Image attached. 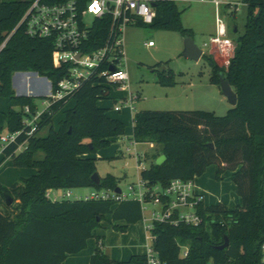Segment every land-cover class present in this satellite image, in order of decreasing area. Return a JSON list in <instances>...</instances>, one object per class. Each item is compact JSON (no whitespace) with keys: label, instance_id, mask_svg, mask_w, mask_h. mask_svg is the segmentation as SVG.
<instances>
[{"label":"trees","instance_id":"obj_1","mask_svg":"<svg viewBox=\"0 0 264 264\" xmlns=\"http://www.w3.org/2000/svg\"><path fill=\"white\" fill-rule=\"evenodd\" d=\"M33 1L0 0V47ZM75 1L84 6L90 0ZM242 1L249 6L246 30L229 65L223 67L213 57L204 56L212 70L210 83L220 89L223 73L238 96L237 106L224 117L203 110H145L134 115L133 140L155 143L159 147L156 158H167L162 166L154 163L141 171L146 187L167 188L174 180H195L217 165L216 179L231 172L242 199L233 210L223 204L201 203L198 213L203 223L197 227L155 223L151 248L160 264H264V0ZM155 10L151 26L192 37L191 30L182 25L176 3L159 0ZM111 26L110 16L96 19L84 50L104 46ZM16 72H35L49 79L55 90L68 69L57 65L51 40L34 39L23 27L17 29L0 52V135L25 129V107L33 114L38 110L33 97L15 93L12 76ZM159 73L160 85L176 84L174 72ZM110 87L104 77L93 76L72 96L51 103L33 136L23 133L5 150L1 162L10 159L15 167L36 173L10 187L0 186V264H62L68 255L87 249L93 238L97 245L90 264H147V255H135L126 262L112 260L104 251L103 237L93 234L108 216L114 230L122 233L141 222L144 215L139 201L53 202L47 197L50 191L116 190L120 186V179L113 175L95 185L97 159L86 157L109 148L114 138L126 134L125 124L98 106L99 101L110 99ZM24 143L26 149L20 152ZM7 196L12 205L7 204ZM120 221L126 226L115 225ZM226 238L229 246L220 250ZM184 248H188L186 257Z\"/></svg>","mask_w":264,"mask_h":264},{"label":"rangeland","instance_id":"obj_2","mask_svg":"<svg viewBox=\"0 0 264 264\" xmlns=\"http://www.w3.org/2000/svg\"><path fill=\"white\" fill-rule=\"evenodd\" d=\"M234 1L239 5L235 15L231 14L232 10L229 7L222 6L219 11V17L227 27L228 40L234 44L233 49L214 47L211 50L208 49L204 54V56L213 57L223 67H227L229 61L234 57L237 41L245 33L249 13L247 4H244L242 0ZM176 4L182 13V25L184 28L191 30V38L195 43L200 48L205 43H209L210 39L217 33L216 7L212 3L201 2H177ZM91 18L90 16L89 20ZM235 27L238 28L237 33L234 32ZM186 38L179 31L163 30L151 25L129 26L125 31L123 68L129 74L130 87L128 90L122 91L120 87L111 86V97L105 101L112 106L119 105L126 109L125 98L131 93L134 97L139 98L134 100L135 113L145 110L159 112L203 110L214 112L219 117L226 116L233 106L221 95L219 87L210 83L212 70L207 58L203 56L197 62L184 56ZM149 42H154V47L147 46ZM161 68L167 73L174 72L176 84L173 87H164L159 84V71ZM16 73L35 74V72ZM15 74L12 76L13 89L18 96H21V86L14 87ZM34 77L35 75L30 76V79ZM34 99L38 107L37 111L45 110L43 103L47 99L45 97ZM112 110L114 109L112 108ZM116 115H120V113L117 112ZM46 134V131L42 133V135ZM131 143L128 138L121 143H114L112 148L116 145L117 148L113 149V156L98 160L96 164L101 177L108 174L118 177L120 188L124 192H128L130 185L138 184L142 169H149L158 159L156 157L159 147L155 143H139L137 146ZM128 148L130 151L127 150ZM25 149L26 146L20 152ZM138 154L141 155V163L137 159ZM38 158H43V154H38ZM1 160L2 158L0 159V186L10 187L22 178H28L36 173L35 169L15 167L10 159L5 162H1ZM217 170L218 166L213 165L205 173L206 175L204 174L206 177L205 182L211 184L210 188L204 187L207 190L205 203L210 205L212 198L215 203H220L221 199L224 200L228 208L235 209L242 204V199L232 181L231 172L227 171L222 180L219 181L216 179ZM54 192L50 191L53 196ZM58 192V194L71 192L73 198H75L90 194L92 189L59 190ZM155 208L153 205H148L144 211V218H149L151 211ZM100 230L106 235L105 237L111 244L109 249H104L111 257H114L115 253L121 254L130 249L129 237L123 238L121 232L114 230L108 221L104 222V227L102 226ZM131 231L129 232H137L141 235L142 228L137 227L134 230L135 232ZM103 239L105 244L106 239L104 237ZM145 241L144 236L136 239L138 248L141 251L146 250ZM94 245L95 238L90 242L91 248Z\"/></svg>","mask_w":264,"mask_h":264},{"label":"built area","instance_id":"obj_3","mask_svg":"<svg viewBox=\"0 0 264 264\" xmlns=\"http://www.w3.org/2000/svg\"><path fill=\"white\" fill-rule=\"evenodd\" d=\"M159 0H90L82 6L75 0L64 3H49L45 0H34L17 29L23 27L26 35L34 39H49L53 43L54 56L58 66H66L67 76L63 78L53 89L51 81L38 74L35 75L38 83L33 86L30 82L31 75L26 77L27 97H45L47 101L43 103L45 110L32 113L29 106L25 107L24 126L25 129L15 133L6 132L0 135V159L4 157L5 150L17 138L25 133L28 137L33 136L37 130V122L41 115L49 108L51 103L61 101L72 96L82 84L93 76L104 77L109 86L120 87L122 90L129 89V74L123 68V57L125 47V31L129 26L151 25L156 17L155 2ZM169 2H201L212 3L217 9V33L209 43H205L201 49L203 54L214 47L222 49H233L234 44L228 40L227 27L219 17L222 6L229 7L235 15L239 5L234 0H166ZM92 17L89 20V17ZM110 16L112 26L109 38L104 46L99 49L87 52L89 37L96 19ZM0 47V52L6 47L9 38ZM154 42H149L147 46L154 47ZM114 69L115 71H112ZM137 97L125 99V104L132 105ZM114 110L120 112L122 107L117 105ZM24 143L20 150L25 146ZM130 151V149H127ZM141 155H137L140 162ZM144 170V169H142ZM196 180V179H195ZM195 180L183 181L174 180L170 186L163 188L160 185L146 187L142 179L138 184L128 187V192L122 191L120 194L116 190H94L85 196L73 198L71 192L63 194L61 197H47L53 202L61 200L72 201H102L119 204L124 201H139L142 205L143 213L148 205L156 207L151 211L150 219L147 221V231L149 240L152 243L151 233L155 223H170L179 225L180 223L189 226H200L203 223L202 216L198 213V207L204 203V197L198 193ZM264 250V246H263ZM147 264H160L151 246L148 253ZM188 255V248H184L183 256Z\"/></svg>","mask_w":264,"mask_h":264},{"label":"crops","instance_id":"obj_4","mask_svg":"<svg viewBox=\"0 0 264 264\" xmlns=\"http://www.w3.org/2000/svg\"><path fill=\"white\" fill-rule=\"evenodd\" d=\"M25 75H31L33 77L35 74H33V73H16L15 76H14V87L16 88V87H20L21 86V88H22V90H21L22 91L21 92L22 93L21 96H27L26 95V80H25L26 79L25 78L26 76ZM30 82H31V84L33 86H36L37 83H38V81H37V79L35 77L32 78L30 80ZM126 90H122V91H126ZM219 92H221V89H219ZM221 95H222V93H221ZM132 96L133 95H131V93H129V95L125 99L127 100L130 97H132ZM138 99L139 98L137 97L136 100H138ZM98 106L100 108L108 109V116L109 117H111L113 119H118V120L122 121L125 124V126H126V134L124 136H120V137L114 138L112 140V145L114 143H121L126 138H128V140H131V142H132L131 144H133L134 146H137L139 144V143H136L133 140L134 115H135L134 101H133L132 105H130V104L129 105H126L127 106L126 109L125 108H122V110L119 112L120 115H116L117 112L115 110H112V108L114 109L117 105L112 106V105L108 104L105 100L99 101ZM112 145L109 148H107V149L100 150L95 155L86 156V157L96 158L97 161L98 160H102V159L111 158L113 156V149L117 148V145H116V147L114 146V148H112L113 147ZM208 170H209V168H208ZM97 172H98V169H97ZM108 175H111V174H108ZM205 175L202 176L201 178H196V180H195L196 189H197L198 193H200L204 197V202H206V195H207V190L204 187L210 188V185H211L209 182L208 183L205 182V180H206L205 179L206 178ZM231 176H232V174H231ZM101 178H103V177H101ZM140 179H141V174H140ZM235 187H236V185H235ZM58 193H59L58 191H55L54 192V196H53L52 193L49 192V194H50L51 197H58L59 198V197H61L63 195V194H58ZM219 202L220 203H215L214 202V199L212 198V201H211L210 205L223 204V205L227 206L226 203L224 202V200H221L220 199ZM205 205L206 206H210V205H208L206 203H205ZM229 209L230 210H233L232 208H229ZM143 215H144V213H143ZM149 219H150V217L147 218V219L143 218V220L141 222H139L137 224H134V225H129L126 232H124V233L121 232L123 238L129 237V241H130V244H131L130 245L131 246L130 249L125 250L121 254L120 253H115L116 256L114 255V257H111L106 252L105 253L112 260L118 261V262H126L132 256H135V255H146L148 253V251H149L150 246H151V242L149 240V233L147 231V225H148V222L147 221ZM107 221L112 225V219H111L110 216H108ZM115 225H118V226H126V223L124 221H120V222H116ZM102 226L104 227V222L102 223ZM137 227H141L142 228L141 235H139L137 232L136 233H130V232H132L131 230L134 231L135 228H137ZM93 234H94V237H104L106 239V243H105L104 249H109V246H111V244L107 240V237H105L106 235L101 232L100 228L99 229H96ZM143 236H144V239L146 240L144 242V246H145V249H146L145 251H143V250L141 251L140 248H138V244L136 242V239L143 238ZM91 240L92 239H90L88 241V247H87V249L83 250L82 252H80L78 254L68 255L66 261L64 263H62V264H90L91 258H92L93 254L95 252L96 245H97V241L95 239V245H94V247L91 248V246H90ZM107 243H109V244H107Z\"/></svg>","mask_w":264,"mask_h":264},{"label":"water","instance_id":"obj_5","mask_svg":"<svg viewBox=\"0 0 264 264\" xmlns=\"http://www.w3.org/2000/svg\"><path fill=\"white\" fill-rule=\"evenodd\" d=\"M238 28L236 27L234 29V32L237 33ZM184 56L186 58L192 59L194 61H200L201 58L204 56L203 54V50L195 43V41L191 38V37H187L185 39V50H184ZM112 71H115L114 69H112ZM159 72H164V69L161 68ZM37 73H35L36 75ZM220 77V89H221V93L222 95L228 100L229 104L233 107L237 106L238 104V96L236 94V92L234 91V89L232 88V86L230 85V83L226 80L225 75L223 73H221L219 75ZM211 147H213V145H211ZM167 158L165 155H161L157 160H156V165L157 166H162L165 162H166ZM92 181L95 185H100L101 184V177L99 175V173H95L92 177ZM116 192L118 194H120L122 192L121 188L118 187L116 189ZM7 204L8 205H12L13 204V200L7 196ZM229 246V240L226 238V242L225 244H223L222 246L218 247L220 250H224L225 248H227Z\"/></svg>","mask_w":264,"mask_h":264}]
</instances>
